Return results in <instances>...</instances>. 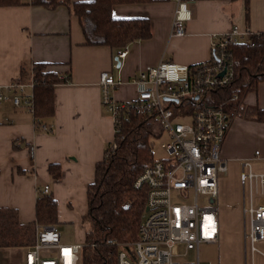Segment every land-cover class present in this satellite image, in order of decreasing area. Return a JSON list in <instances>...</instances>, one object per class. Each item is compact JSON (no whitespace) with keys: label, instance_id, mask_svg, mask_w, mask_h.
<instances>
[{"label":"crops","instance_id":"obj_1","mask_svg":"<svg viewBox=\"0 0 264 264\" xmlns=\"http://www.w3.org/2000/svg\"><path fill=\"white\" fill-rule=\"evenodd\" d=\"M79 1L90 0H71ZM21 2L0 6V87L21 79V72L29 82L34 62L48 63L61 75L69 70L70 80L54 86V116L45 121L50 131L37 130L26 107L14 106L10 99L0 101V208L15 209L23 224L33 222L38 189L46 184L57 201V223L73 230V235L62 237L54 224L60 240L75 243L71 241L82 238L79 225L87 212V185L114 138L112 117L101 103L99 73L108 70L122 80L112 91L116 100L133 99L132 78L140 68L160 60L189 66L208 61L212 33L233 24L264 31V0H194L182 35L170 34L175 7L171 0L114 4L113 17H147L151 30L149 38L129 43L125 57L118 59L117 49L84 43L78 17L67 6L47 9L30 0ZM260 83L245 95L244 103L264 108ZM257 149L264 152V122L235 117L222 157L242 162ZM50 163L60 164L57 180L48 173ZM1 252L3 264H16L5 260L4 249Z\"/></svg>","mask_w":264,"mask_h":264},{"label":"built area","instance_id":"obj_2","mask_svg":"<svg viewBox=\"0 0 264 264\" xmlns=\"http://www.w3.org/2000/svg\"><path fill=\"white\" fill-rule=\"evenodd\" d=\"M171 1L175 7L170 34L182 35L184 23L191 18L194 0ZM260 32L233 24L224 32L212 33L211 58L195 69L165 60L140 68L132 78L135 97L130 100L119 101L112 95L122 84L120 77L108 70L99 73L101 103L112 117L114 131H119L122 117L130 113L147 114L157 119V135L165 133L170 137V141L161 145L168 156L154 159L134 181V186L147 189L144 214L137 238L119 245L116 264H210L201 262L199 245L218 240L217 177L226 171L221 148L235 117L222 106L200 104V100L206 92L226 84L232 77L226 47L238 43L254 46ZM127 51L128 44L117 49V59L124 58ZM32 85V79L29 82L14 79L0 87V101L10 99L14 106L26 107L32 114ZM38 127L44 131L51 129L46 123ZM253 159H264V152L257 149L252 158L241 162L244 264H247V241L252 255H264L254 245L264 240V202L255 203L260 200L256 195L264 196V171L252 170ZM39 191L48 193L49 186L45 184ZM82 245L62 242L54 224H37L34 242L15 247L23 252L16 264H80ZM1 253L0 249L3 264Z\"/></svg>","mask_w":264,"mask_h":264},{"label":"trees","instance_id":"obj_3","mask_svg":"<svg viewBox=\"0 0 264 264\" xmlns=\"http://www.w3.org/2000/svg\"><path fill=\"white\" fill-rule=\"evenodd\" d=\"M153 0H30V4L53 9L65 5L77 15L86 45H107L120 49L127 44L151 36L147 17L116 18L111 14L114 4L142 3ZM21 0H0V6L19 5ZM248 6H245L247 14ZM231 63L232 77L224 85L206 92L200 104L222 106L232 118L264 122V108L247 105L243 99L264 82V32L256 36L254 46L231 44L224 50ZM207 61L190 65L195 69ZM45 62L31 66L33 118L35 128L54 116V86L70 80L69 70L61 75ZM25 75L21 72V80ZM159 124L154 115L130 113L122 117L119 131L105 146L103 157L95 164L94 179L87 185L88 223L81 248V264H116L119 245L137 238L144 214L147 189L134 186L136 177L153 158L152 135ZM52 179L61 177L58 163L48 165ZM57 223V201L51 192H37L35 220L19 222L15 209L0 208V249L27 246L34 242L35 226ZM112 242L114 244H112Z\"/></svg>","mask_w":264,"mask_h":264},{"label":"rangeland","instance_id":"obj_4","mask_svg":"<svg viewBox=\"0 0 264 264\" xmlns=\"http://www.w3.org/2000/svg\"><path fill=\"white\" fill-rule=\"evenodd\" d=\"M261 85L258 82V87ZM188 109H191L188 106ZM187 122V119H182ZM153 139L152 152L154 159L167 157L166 150L161 146L163 143L170 141L167 134L152 135ZM251 168L254 172L264 171V159H254L250 161ZM241 171L240 160L226 161V171L218 173L217 177V217L219 223V236L217 242L201 243L199 245V256L202 263L210 264H244L243 258V236H242V188L239 181ZM260 200L255 203L264 202V196L256 195ZM246 203L248 204V189L246 188ZM85 213L80 216V234L82 238L75 243H84L85 231L88 223L84 219ZM61 232L62 237L73 235V230L69 224L61 226L55 224ZM248 227V219H247ZM80 235V236H81ZM67 243L66 241H64ZM70 243V242H68ZM255 247L264 253V240L254 243ZM19 248V247H18ZM247 264H264V255L250 251V243L247 241ZM2 251V249H1ZM22 251L17 248L4 249L3 256L6 261H15L17 263L22 257ZM81 264V260H80Z\"/></svg>","mask_w":264,"mask_h":264},{"label":"water","instance_id":"obj_5","mask_svg":"<svg viewBox=\"0 0 264 264\" xmlns=\"http://www.w3.org/2000/svg\"><path fill=\"white\" fill-rule=\"evenodd\" d=\"M116 67H119V61L116 64ZM224 73V69L220 72V75H222ZM195 98H197V96H195Z\"/></svg>","mask_w":264,"mask_h":264}]
</instances>
